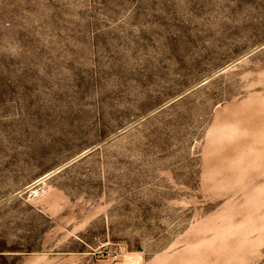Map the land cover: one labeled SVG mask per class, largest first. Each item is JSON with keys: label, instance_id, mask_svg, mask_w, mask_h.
I'll return each mask as SVG.
<instances>
[{"label": "rangeland", "instance_id": "obj_1", "mask_svg": "<svg viewBox=\"0 0 264 264\" xmlns=\"http://www.w3.org/2000/svg\"><path fill=\"white\" fill-rule=\"evenodd\" d=\"M0 264H264V0H0Z\"/></svg>", "mask_w": 264, "mask_h": 264}]
</instances>
